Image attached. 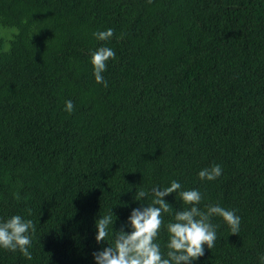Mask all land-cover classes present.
<instances>
[{"label":"trees","instance_id":"obj_1","mask_svg":"<svg viewBox=\"0 0 264 264\" xmlns=\"http://www.w3.org/2000/svg\"><path fill=\"white\" fill-rule=\"evenodd\" d=\"M101 46L116 52L106 87ZM213 163L222 175L201 180ZM173 179L242 217L231 233L214 216L215 245L194 264H260L264 0H0V217L36 224L31 259L0 248V264H95L98 214L113 207L119 229L136 189Z\"/></svg>","mask_w":264,"mask_h":264},{"label":"clouds","instance_id":"obj_2","mask_svg":"<svg viewBox=\"0 0 264 264\" xmlns=\"http://www.w3.org/2000/svg\"><path fill=\"white\" fill-rule=\"evenodd\" d=\"M113 33L114 30L108 28L94 32L93 36L98 40H108ZM115 56V50L107 46H101L91 54L95 81L105 87L107 80L104 72L108 61ZM65 110L74 111L72 100L65 102ZM68 135L74 139L70 133ZM222 172V166L213 163L200 169L198 176L201 180H215ZM174 193L189 207L174 211L172 204L166 199ZM133 199L139 202V206L131 209L119 229L114 227L117 216L113 207L105 214H98L95 220V239L98 243L106 241L107 246L93 251L95 264H194L205 255V247L211 249L215 245L218 225L212 223L214 216L222 217L231 233H239L240 230L242 217L235 209L225 208L219 203L201 207V191L198 188L185 189L176 179L171 180L168 186L136 189ZM146 199H150V202L143 203ZM163 213L174 217L166 225V253L162 251L158 239L164 225ZM35 231V222L20 214L0 217V248L13 252L18 250L31 259L30 247ZM110 236L114 239V244L108 243ZM260 264H264V254L260 257Z\"/></svg>","mask_w":264,"mask_h":264}]
</instances>
